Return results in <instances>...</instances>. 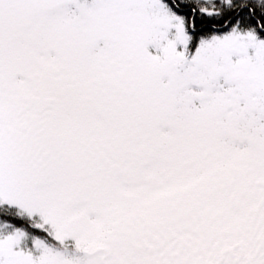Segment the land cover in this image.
I'll return each instance as SVG.
<instances>
[{
    "label": "snow or ice",
    "instance_id": "obj_1",
    "mask_svg": "<svg viewBox=\"0 0 264 264\" xmlns=\"http://www.w3.org/2000/svg\"><path fill=\"white\" fill-rule=\"evenodd\" d=\"M0 264H264V0H0Z\"/></svg>",
    "mask_w": 264,
    "mask_h": 264
}]
</instances>
